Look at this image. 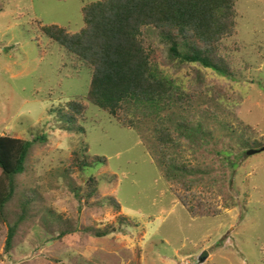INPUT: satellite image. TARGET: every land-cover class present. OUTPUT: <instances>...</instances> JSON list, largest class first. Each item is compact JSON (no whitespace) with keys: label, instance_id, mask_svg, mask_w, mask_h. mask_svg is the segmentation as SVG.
Segmentation results:
<instances>
[{"label":"rangeland","instance_id":"obj_1","mask_svg":"<svg viewBox=\"0 0 264 264\" xmlns=\"http://www.w3.org/2000/svg\"><path fill=\"white\" fill-rule=\"evenodd\" d=\"M93 1L0 0V135L38 139L5 209L14 221L31 194L29 217L9 251L1 224L0 264H264V150L248 153L264 146V0H237L236 33L221 45L233 75L171 59L148 27L161 70L188 95L159 117L127 106L121 115L134 128L86 99L92 69L36 25L78 32ZM78 99L88 105L84 130H68L59 110ZM180 122L189 136L176 130L187 129ZM162 123L180 136L169 151L197 180L191 189L168 180L156 161ZM87 148L106 162L69 171L74 151ZM92 175L98 193L87 198ZM184 201L218 215L192 216Z\"/></svg>","mask_w":264,"mask_h":264},{"label":"trees","instance_id":"obj_2","mask_svg":"<svg viewBox=\"0 0 264 264\" xmlns=\"http://www.w3.org/2000/svg\"><path fill=\"white\" fill-rule=\"evenodd\" d=\"M236 3L237 0H97L83 6L84 26L78 32H70L57 24L42 25L39 20L36 25L44 36L63 46L77 62L86 63L92 69L86 99L107 111L119 124L134 128V119L121 115V110L127 106L133 105L142 117H159L161 112L181 104L188 95L175 79L161 70V55L155 47L146 44L145 30L148 27L158 30L162 41L169 46L171 59L233 75L229 61L221 54V45L225 37L236 33ZM87 108L84 100L68 102L59 110L64 127L84 130L79 120L84 118ZM182 125L187 129L176 130L182 136H189L188 126L178 124ZM155 131L160 149L155 156L164 176L191 189L197 180L187 176V165L169 151L180 136L176 137L174 129L166 123ZM36 140L0 135V228L1 224L6 225L3 240L6 251L13 247L20 225L28 219L31 210L34 198L31 194L21 202L14 221L9 220L5 209L16 196L18 175L25 172L27 157ZM88 150L82 155L74 151L69 171L72 168L83 170L97 161L106 162L105 157H91ZM97 193L98 178L89 176L85 195L91 198ZM111 203L116 210L121 209L117 200L112 199ZM184 204L192 216L218 215L214 207H204L201 203L196 207L189 201ZM106 233L98 232L99 236Z\"/></svg>","mask_w":264,"mask_h":264},{"label":"water","instance_id":"obj_3","mask_svg":"<svg viewBox=\"0 0 264 264\" xmlns=\"http://www.w3.org/2000/svg\"><path fill=\"white\" fill-rule=\"evenodd\" d=\"M262 150H264V146L261 147L260 149H250L248 153H249V154H252V153H256V152H258V151H262ZM207 256H208V253L205 252V253L201 256V260L204 261V260L207 258Z\"/></svg>","mask_w":264,"mask_h":264}]
</instances>
